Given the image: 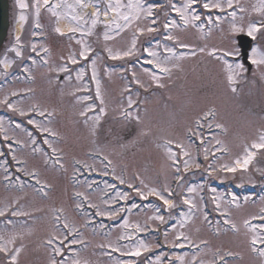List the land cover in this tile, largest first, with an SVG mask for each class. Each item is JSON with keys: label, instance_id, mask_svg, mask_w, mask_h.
I'll list each match as a JSON object with an SVG mask.
<instances>
[{"label": "rangeland", "instance_id": "1", "mask_svg": "<svg viewBox=\"0 0 264 264\" xmlns=\"http://www.w3.org/2000/svg\"><path fill=\"white\" fill-rule=\"evenodd\" d=\"M48 1L14 4L54 30L0 85V264H264V0Z\"/></svg>", "mask_w": 264, "mask_h": 264}, {"label": "flooded vegetation", "instance_id": "2", "mask_svg": "<svg viewBox=\"0 0 264 264\" xmlns=\"http://www.w3.org/2000/svg\"><path fill=\"white\" fill-rule=\"evenodd\" d=\"M14 4H15V0H11V12H13V15L11 18L10 28H9L7 35H6V45L9 42H13L14 44H18L20 47L19 49H21V50L23 48L28 49L27 48V41H28V39H30L31 43H33V47L31 49H33L35 45L37 46V44L41 43V41L48 40L51 37L50 32L52 30H54V29H52L53 26H52L51 22L53 20H51V19H54V18L53 17L52 18H50V17L44 18L43 16L39 17L38 12H37V16L35 18V21H34V23H32L31 18H30L31 10H29V13L27 16L28 19L26 20V25H23L22 33L20 35H13L12 25H13V22L15 19L14 12H16L15 11L16 7ZM39 9H41V8L39 7ZM22 22L25 23V21H22ZM35 33H37V36L42 35L43 37L40 39H35V36H36ZM61 36H63V35H61ZM57 38H60V37H57ZM56 41H60V40H56ZM6 45L0 50V54L3 53V51L7 50ZM20 53H21V51H20ZM11 63L12 64L14 63V58H12Z\"/></svg>", "mask_w": 264, "mask_h": 264}, {"label": "water", "instance_id": "3", "mask_svg": "<svg viewBox=\"0 0 264 264\" xmlns=\"http://www.w3.org/2000/svg\"><path fill=\"white\" fill-rule=\"evenodd\" d=\"M8 0H0V45L3 42L9 22L8 18ZM237 44L240 48L241 59L243 63L250 68L251 64L247 60L248 49L251 46V37L247 34L239 33L237 36Z\"/></svg>", "mask_w": 264, "mask_h": 264}, {"label": "bare ground", "instance_id": "4", "mask_svg": "<svg viewBox=\"0 0 264 264\" xmlns=\"http://www.w3.org/2000/svg\"><path fill=\"white\" fill-rule=\"evenodd\" d=\"M89 8L91 9L92 12L95 11L94 5H91ZM102 15L104 18H107V19L109 18L107 15V12H103ZM20 29H21V21L19 19V20H17V22L15 24V31L18 33Z\"/></svg>", "mask_w": 264, "mask_h": 264}]
</instances>
